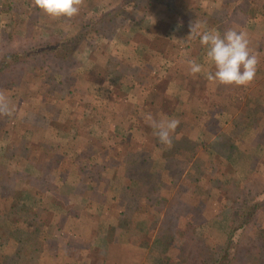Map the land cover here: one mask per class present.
<instances>
[{"label":"rangeland","instance_id":"1","mask_svg":"<svg viewBox=\"0 0 264 264\" xmlns=\"http://www.w3.org/2000/svg\"><path fill=\"white\" fill-rule=\"evenodd\" d=\"M145 2L82 0L79 14L68 19L31 13L33 0H6L0 7V55L40 46L32 63L19 62L0 79V264H250L249 251L259 248L257 236L264 230L262 92L244 95L241 119L225 122V132L205 150L189 141L202 135L194 134L188 121H179L174 131L179 137L175 141L171 133L170 145L158 142L147 119L124 121L130 113L121 93L115 96L123 121H96L95 116L81 121L84 98L102 106V112L110 98L98 81L101 75L88 69L91 57L103 63L107 53L122 58L124 53L126 61L124 48L131 41L133 58L125 69L137 67L154 40L162 54L171 55L159 40L163 25L150 24L158 19L154 4ZM104 5L135 9L124 15L127 24L119 22L122 16L112 18L102 32L97 30L102 17L96 20L99 13L91 11ZM165 16L168 21L170 14ZM29 22L36 40L26 45ZM150 25L157 39L147 33ZM139 27L148 28V35ZM12 31L16 41L7 45ZM75 35L82 40L74 65L62 60L61 75L60 63L42 56L43 44ZM164 55L161 67L167 70ZM174 63V72L179 71L182 66ZM148 67L138 73L152 74ZM122 68L115 69L128 72ZM79 72L82 80L75 78ZM163 86L164 81L156 90ZM259 98L261 109H251ZM151 114L147 108L141 116ZM223 126L208 129L213 136ZM255 206L259 209L248 218L244 210Z\"/></svg>","mask_w":264,"mask_h":264},{"label":"crops","instance_id":"2","mask_svg":"<svg viewBox=\"0 0 264 264\" xmlns=\"http://www.w3.org/2000/svg\"><path fill=\"white\" fill-rule=\"evenodd\" d=\"M170 2V4L166 1L155 2L153 8L155 14L158 15L157 23L160 26L163 25V29L165 28L162 36L158 33L157 35L161 37L159 40L168 47L169 55H171L167 57L166 54L165 56L153 52L154 58L150 62H144L142 58L137 59L136 74L142 80L140 85L138 83L134 88L129 89L127 85L135 82L136 78L130 77L126 78V81H120L119 78L122 76L119 72L115 70V73L109 75L107 71L111 58L122 60V65L125 67L131 62L128 61L133 58L130 59L131 53L129 52L132 48L129 47L132 45L131 41L127 42L128 47L124 46V49L128 48L126 58L129 59L126 61L124 53L122 58L121 53L114 55L110 52L106 54L103 63H99L98 58L91 57L88 69L91 66L90 70H92L95 67L94 64L98 65L97 70L91 72L101 75L98 77V81L102 90L107 88L109 93L124 95L123 101L128 105L126 113H130L128 116L126 115L124 121H146V116L143 117L141 114L147 108L154 111V115L151 114V116L155 117L156 121H162L165 118L188 121L192 126V132L202 135L201 140L189 137V141L200 145L205 150L218 139L216 138L218 135L225 132L227 126L224 124L225 122L233 123L239 121V118L241 119V116L238 119L237 117L244 106V95L258 92H262L261 96L264 94V90H262L264 89V0H171ZM166 13L170 14L168 21ZM191 24L203 25L207 29L219 31L221 34L229 29L244 32L249 42L250 53L257 58L256 74L252 81L244 86H226L208 81L206 74L214 69L205 60V50L200 46L198 37L188 36ZM130 26H132L131 22ZM153 37L157 39L154 32ZM131 40L133 41L134 37ZM166 51L168 52L167 49ZM163 55L168 61H165L168 63L167 66L170 67L167 70L161 67V64L164 63ZM170 57L171 60H168ZM173 57L178 60L172 62ZM192 59L203 65L201 73L190 74L187 61ZM174 62H179V66H182L179 71L174 72L177 68V64ZM147 66L150 70H154L152 74L149 72L145 75L138 73L139 70ZM79 74L81 73L79 72ZM98 81L96 80L95 83ZM162 81H164V86L156 90ZM87 89L90 91L92 87ZM234 97L238 98L240 103L236 104ZM160 101L169 102L171 106L169 108L159 106ZM254 102L255 105L251 109H261L258 108L263 106L259 105L262 102L261 99H257V103ZM134 111L139 113L138 117ZM211 124L218 127L224 125V128L217 131L216 127L217 133L212 136L214 131L211 133V129H208ZM175 133L174 140L177 141L176 138L179 137V134H176L177 137H175Z\"/></svg>","mask_w":264,"mask_h":264},{"label":"clouds","instance_id":"3","mask_svg":"<svg viewBox=\"0 0 264 264\" xmlns=\"http://www.w3.org/2000/svg\"><path fill=\"white\" fill-rule=\"evenodd\" d=\"M82 0H33V7L49 18H72L79 14ZM194 34V35H193ZM198 37L200 46L205 50V60L212 67L206 78L226 86H244L252 81L256 74L257 58L250 53L248 39L244 32L207 29L203 25H190L189 35ZM190 74H199L203 65L192 59L187 61ZM146 119L155 130L158 142L162 145L172 143L171 133L177 128L176 118L153 120L151 115Z\"/></svg>","mask_w":264,"mask_h":264},{"label":"trees","instance_id":"4","mask_svg":"<svg viewBox=\"0 0 264 264\" xmlns=\"http://www.w3.org/2000/svg\"><path fill=\"white\" fill-rule=\"evenodd\" d=\"M5 1L6 0H0V7H2L3 4H5ZM164 1L167 2L168 0H146V2L144 4L146 6L148 5L147 7H149V5L151 3H153V4H155V2L163 3ZM103 7H105L104 10H101V11L100 10L99 11L98 10H92L91 11L92 14L97 13L96 15H98V13H99V17L95 18L96 20H98L100 17H102L100 19V21L102 22L101 23L102 25L100 26V28L99 27L97 28L98 23L96 22V20L92 21L93 22L92 27H95V29L96 28H97V30L100 29L103 32L104 30L108 29L109 25L111 26L112 18L115 19V18H119L120 16H122V19H119V22L123 23L124 25L128 23L127 20H125V19H127V17H125L124 15H127L129 13V11L132 10V9H129L132 6L129 5L126 7L121 6L119 8H113V7L112 8L111 7L106 8V6L104 5ZM94 11H96V12H94ZM34 12H36V9L31 8V13H34ZM166 12H168V11H166ZM166 14L169 15V13H166ZM157 22H158V19H155V20H153V23H150V24H153V26L156 27L158 25ZM117 24L120 25L119 23H117ZM31 28H32V23L29 22L27 30H26V34H25L26 36L24 37V39H23L24 41L22 44L26 43V45H29V42L36 40V38L31 37V34L33 33V29H31ZM149 28L150 29L148 30V32H147L148 28H145V27L144 28L139 27L138 29H140V30H138V31L140 34H142L144 36L151 34V33H152V35H149V36H153V32L151 31V28H152L151 25L149 26ZM143 30H145V32H143ZM146 32L148 34H146ZM103 36L105 39H107L106 35H103ZM79 37H81V36H79V35H75L74 37L70 36L69 38L62 40V41H57L56 39H54V41H52V42L56 43V45H57V46H55L56 48L53 46L54 43H52L51 40L50 41L48 40L43 44V48L41 51L42 56H51L53 61H57L58 63H60L61 67L58 68V71H60L61 75H62L63 70H60V69L62 68V65L65 63L62 60H68V62L66 63V64H68V66L74 65L73 54L76 55V49L78 48L79 44L81 43L80 41L82 40ZM15 41H16V38H15L14 33L12 31L8 35L7 45H12L15 43ZM155 41H157V40L151 41V46L145 50L146 53L142 57V60H144V62L146 61L147 54H149V56H153V52L162 54V51L164 49L163 50L157 49L154 46ZM88 44H87V46H90V48L93 46V45H90L91 43H88ZM163 46L165 47V44ZM39 47L40 46H38V45L37 46L33 45V46H30L29 49L28 48L24 49L22 52L14 51L13 49H11V52L1 54L0 55V79L5 77L9 72H12L15 64H18L19 62H23L25 60L30 61L28 63H32L30 57H32V55H35L36 52L37 53L39 52V50L37 51V49H39ZM153 58H154V56H153ZM84 59H86V57H84ZM121 61L122 60H119V59L116 60L115 57L111 58L109 61L110 66L107 70L108 74L112 75L113 73H115L116 67L122 66L124 68V70L128 69V72H126V73L123 72V74L121 73L120 76H122V77L119 78V80L120 81L121 80L126 81L130 77L136 78L135 82H132L130 85H127L128 86L127 88H129V89L134 88V86L137 85L138 83L140 85V83H142V80H140V78L136 74V72L138 70V68H137L138 64H137V67L132 66L130 68L125 69V66L122 65ZM94 65H95L94 70H97L96 68L98 67V65H96V64H94ZM50 71H56V70H50ZM75 78L82 80L83 76H81V74L78 73V75H75ZM89 86L90 85L87 83L86 89L89 88ZM108 95L110 96V98H109V101L107 103H104L105 107L103 109V112L101 110L102 106H95L96 103L93 100L91 102H88L84 98V102H83L84 104L82 103V106L78 105V106H80V111H81V119L82 120L81 119L80 120L83 121L87 118H90L89 116H95V119L97 117H99V119L97 118L96 121H123V118L120 117L118 114L120 110L118 108V103H117L118 100L116 99V96H115L116 94H113L110 92V93H108ZM108 95H107V97H108ZM82 107H87V109L85 110V108H84V110H85L84 111ZM76 108H77V106L75 107V109ZM95 110H96V112H95ZM98 112H99V114H98ZM101 114H104L105 116L103 118H101L100 117ZM11 180L12 179H10V181ZM14 183H16V181H12V184H14ZM257 209H259V207L255 206L253 209H245L244 212H246V215H248L249 216L248 218H250L251 216H253L256 213ZM10 236L11 235L4 234L2 238L6 239V238H9ZM257 238H258V241L260 244L259 248L256 251L250 250L248 253L249 258L246 257V260H248V259L250 260V264H259V262H262V259H263L262 256H264V230L260 231V234L257 236ZM259 251H261V252H259ZM258 252H259V254H258ZM181 261L183 263L184 259H182Z\"/></svg>","mask_w":264,"mask_h":264}]
</instances>
